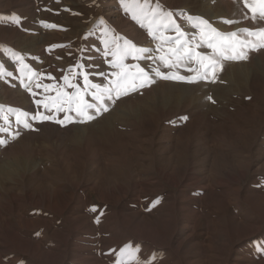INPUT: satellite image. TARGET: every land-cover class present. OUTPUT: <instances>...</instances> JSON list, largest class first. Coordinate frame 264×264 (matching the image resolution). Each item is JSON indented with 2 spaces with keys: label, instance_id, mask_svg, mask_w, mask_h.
Here are the masks:
<instances>
[{
  "label": "rangeland",
  "instance_id": "1",
  "mask_svg": "<svg viewBox=\"0 0 264 264\" xmlns=\"http://www.w3.org/2000/svg\"><path fill=\"white\" fill-rule=\"evenodd\" d=\"M254 4L0 0V264H264Z\"/></svg>",
  "mask_w": 264,
  "mask_h": 264
},
{
  "label": "snow or ice",
  "instance_id": "2",
  "mask_svg": "<svg viewBox=\"0 0 264 264\" xmlns=\"http://www.w3.org/2000/svg\"><path fill=\"white\" fill-rule=\"evenodd\" d=\"M252 11L255 13V12H259L260 16L261 17H264V0H255V4L254 5H251L250 6ZM234 35V34H233ZM251 35V33H250ZM260 35H264V30H261V33ZM217 51H220V50H217ZM220 55H224V52L223 51H220ZM226 58H235V57H226ZM210 63H214L213 61H210ZM140 72H143V69H138ZM159 74V73H157ZM118 76L120 74H117ZM179 79H184L183 77H179ZM134 87V85H133ZM126 91L125 90V94H126ZM120 93L118 92L117 93V97H119ZM97 99H102L100 97H97ZM83 103V100L81 98V104ZM47 106V105H46ZM86 107H92V105H86ZM77 113L80 114V115H86V113H84L80 107V105L77 106ZM105 111L107 110L106 108L104 109ZM97 111L99 112L100 109H97ZM42 119H50V117H41ZM92 117L89 116L88 119H91ZM4 143V141L0 140V144Z\"/></svg>",
  "mask_w": 264,
  "mask_h": 264
}]
</instances>
